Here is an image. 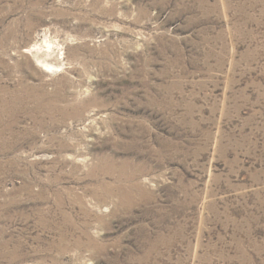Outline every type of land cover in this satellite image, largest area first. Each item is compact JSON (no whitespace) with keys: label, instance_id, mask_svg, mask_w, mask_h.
Wrapping results in <instances>:
<instances>
[{"label":"rangeland","instance_id":"374dc122","mask_svg":"<svg viewBox=\"0 0 264 264\" xmlns=\"http://www.w3.org/2000/svg\"><path fill=\"white\" fill-rule=\"evenodd\" d=\"M0 264H264V0H0Z\"/></svg>","mask_w":264,"mask_h":264},{"label":"bare ground","instance_id":"6f19581e","mask_svg":"<svg viewBox=\"0 0 264 264\" xmlns=\"http://www.w3.org/2000/svg\"><path fill=\"white\" fill-rule=\"evenodd\" d=\"M16 143V142H15Z\"/></svg>","mask_w":264,"mask_h":264}]
</instances>
